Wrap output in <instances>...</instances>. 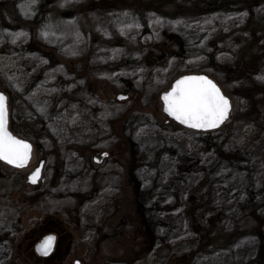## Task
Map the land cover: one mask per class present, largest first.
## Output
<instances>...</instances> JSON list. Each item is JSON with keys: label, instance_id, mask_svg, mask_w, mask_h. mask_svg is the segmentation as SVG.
<instances>
[{"label": "rangeland", "instance_id": "obj_1", "mask_svg": "<svg viewBox=\"0 0 264 264\" xmlns=\"http://www.w3.org/2000/svg\"><path fill=\"white\" fill-rule=\"evenodd\" d=\"M15 1L0 0V78L16 98L13 113L23 116L20 126H24L23 131H27L26 126L30 129V134L21 136L46 153L45 180L53 179L56 172L59 176L54 181L56 189L43 186L40 195L27 185L9 195L0 190V263L229 264L252 257L257 252L258 237L237 236L201 251L199 234L205 235L207 229L212 234L217 221L228 218L231 212L243 214L256 191L259 199L264 196V117L252 110L253 104H264L259 95L264 63L240 83L223 81L225 92H238L235 101L230 99L234 107L228 123L232 132L228 130V134H197L165 123L164 115L158 113L161 102L154 89L177 74L208 75L207 53L211 49L207 44L222 28L236 33L247 19L246 11L220 20L191 12V6L203 0H144L160 3L157 8L144 4L149 8L144 21L122 11L104 15L91 5L86 15L94 30L85 34L76 18L82 0ZM112 2L125 4L129 0ZM41 3L49 13L41 11ZM122 4L115 6L130 8ZM10 7L17 19L10 14L14 13ZM176 11L172 17L168 15L170 23L193 33L199 45H206L203 50L199 47L201 51L191 53L185 61L170 58L166 63H154L145 58L122 63L127 43L120 45L116 39L132 44L148 30L156 34L167 20L161 14ZM234 48H221L215 63L234 64ZM132 50L135 57L139 55ZM122 78L135 79L132 88L140 91L138 97L120 88ZM210 78L222 79L220 75ZM93 79L99 84L98 94L94 92L97 87H91L92 92L88 84ZM118 93L128 97L118 100ZM251 120L256 125L251 127ZM89 142H95L100 150L109 149L110 158L104 168L91 171L84 163L80 170L75 164L71 173L67 166L90 155L79 150ZM214 143L224 146V152ZM245 152L251 156H243ZM121 156L128 163L124 169ZM35 157L41 155L35 153ZM3 175L0 171V178ZM212 176L217 180L203 203L188 198L192 188L204 190L202 183ZM82 192L83 196L73 200ZM96 194L97 203H86ZM118 195L119 202L113 205L112 199ZM22 201L27 205L22 207ZM38 202L53 209L58 221L55 230L59 241L48 258L39 257L34 249L39 225L43 226L37 219L48 215L34 208ZM111 208L116 213L110 214ZM227 226L225 230H231L234 221L227 220ZM11 227L16 229L13 238ZM97 233L102 235L98 242ZM17 235L20 237L15 244H9L7 239ZM145 240L151 243L149 247Z\"/></svg>", "mask_w": 264, "mask_h": 264}, {"label": "trees", "instance_id": "obj_2", "mask_svg": "<svg viewBox=\"0 0 264 264\" xmlns=\"http://www.w3.org/2000/svg\"><path fill=\"white\" fill-rule=\"evenodd\" d=\"M13 3H16L15 0H11ZM82 0L81 4H83L82 7L77 8L76 12V18H77V24L80 27L81 31L85 34L93 32V26L90 22L89 17L86 15V12L88 9H90L94 5L96 9H98L101 13L104 15H116L120 13V11L125 13H132L133 16H140L144 18V21L147 17L149 8L145 6L144 4L151 3L156 8L160 5L159 2H144V0H129L128 3H121L117 2L114 3L112 0ZM41 3V11L49 13L46 9H44V6ZM115 4H122L126 5L125 7L127 10H120L119 6H115ZM131 4V5H130ZM85 6V7H84ZM150 6V5H149ZM17 7V6H16ZM155 7H152L153 9H156ZM193 9L191 12L193 14H197L198 17H218L220 20L223 16L237 13L244 9L246 11L245 16L247 17L245 23L243 26H241L238 31L231 32L226 31L224 28H222L217 35L214 37V39L207 44V48H210L211 51L207 53L209 62V76H216L220 75L222 79L216 78V82L221 87L222 91L230 97L232 101H235L234 95L237 92V89L225 92V83H240L248 78H250L253 74L257 73V71L260 69L262 63H264V0H203L199 3H196L194 6L192 5ZM12 11H10V14L17 19L16 11L13 7H10ZM160 10V9H159ZM162 10V9H161ZM177 13H169L165 15L162 13V17L166 18L167 20L165 22L164 28H161L156 32H152L151 30H148L145 32V34H142V36H139L136 41H134L132 44H130L128 41H125L123 39H116L117 43L122 45L123 43H127L126 47L127 55L124 59H122V63H129L136 62L138 60L145 59L151 60L154 63H166L170 58H176L177 61H185L189 55L195 51L199 52L201 49L199 47H202L199 45L198 38L193 35V33L189 32L187 29H183V26L181 28H177L176 26L172 25L171 22V15ZM171 16V17H168ZM175 16V15H174ZM173 16V17H174ZM112 17V16H110ZM230 17V16H229ZM199 18V19H202ZM20 22V21H19ZM192 39L194 41L192 42ZM206 46V45H205ZM202 47L203 48L205 47ZM227 46L235 47L233 50L235 51V63L234 64H228V65H221L215 63V56H217L218 53L223 52L219 51L221 48H226ZM43 50H46L42 48ZM132 49H136V51L139 52L138 56H134L135 52ZM263 49V50H262ZM50 50V49H47ZM224 50V51H226ZM219 51V52H218ZM239 52V53H238ZM55 53V52H54ZM56 60H58L57 53L54 54ZM261 63V64H260ZM182 74V73H181ZM181 74L175 75L170 81H166L163 84L156 85L155 91L157 93L156 98L159 96V93L165 89H167L170 86L171 81L178 77ZM135 81V79H133ZM132 79H121V86L120 87L123 91L133 93L134 97L139 96V90L136 89V87L132 88L134 84H132L134 81ZM90 85V89L93 92V89L97 87L99 84L96 83L93 79L92 83H88ZM93 89H92V88ZM142 87V86H141ZM261 87L260 89V98L264 103V83H261L259 85ZM144 88V87H143ZM96 89V90H95ZM94 89V92L98 94V87ZM257 89V88H256ZM0 91L5 93L8 97V107H9V128L14 133H17L19 135H28L30 134V129L28 126H26L27 131H23L24 126H20V124L23 121V116L19 114L13 113V104L16 101V98H14V94L10 91V88L5 84V82L0 78ZM249 91V90H248ZM128 97V96H127ZM158 102V99H156ZM233 107L234 103L232 104V113L229 117V119L233 116ZM155 109V107H154ZM156 110V109H155ZM255 113H257L256 116L264 117V104L263 106H260L259 104H253V109ZM251 110V112H252ZM159 109L158 113L160 116H162V112ZM247 112V111H246ZM249 113V112H248ZM129 114V113H128ZM127 114V115H128ZM245 114V113H244ZM245 117L247 115L245 114ZM118 119V118H116ZM163 119L165 120V123H173L176 126L180 127L176 123L167 120L165 116H163ZM229 119L223 124V126L214 132H218L219 134H228L232 132L231 126H229ZM30 121V120H29ZM28 121V122H29ZM117 120H115L116 122ZM250 121L252 126L256 125L255 122ZM27 122V123H28ZM114 122V123H115ZM122 123V121H121ZM20 126V127H19ZM19 127V128H18ZM182 128V127H180ZM185 130V129H184ZM230 130V132L228 131ZM194 132V131H193ZM209 132V133H214ZM199 134V132H196ZM121 140H124L122 137ZM126 142V141H125ZM228 142V140H227ZM129 144V142H128ZM127 144V145H128ZM215 146H218L217 148L221 150V152H224L223 149L224 146H219L216 143H214ZM211 146V145H210ZM119 147V146H118ZM212 147V146H211ZM36 150L38 151L40 155H45L46 153L42 150V147L36 146ZM118 153L121 155L120 151ZM232 154V153H231ZM243 156H251L250 153H243ZM120 161L122 162V165L126 167V160H124L123 156L120 157ZM128 166V165H127ZM0 171L2 174L4 173V177L0 178V185L2 184L3 187L0 188L1 193H11L14 190H18V188L24 185L23 180H21L17 176V172H15L13 169L8 168L5 164L0 162ZM217 180V177L212 176V179L208 180L206 183H202L201 187L204 190L198 191L196 188H192L190 192L188 193V198L190 199H200V201H204V199L210 195V189L213 182ZM202 191H204L202 193ZM259 191H256L253 193L250 197V203L246 206L247 210L241 215H238V213H230L228 215V218H223L219 221H217V224L215 226V229L213 230V233L210 234L209 230L207 229L205 232V235L200 233L199 235H202L201 243L199 242L201 251H205L208 249H214L216 248L213 244H218V242H221L222 244H226L230 241H232L233 238L237 236H243V235H249L250 237H258L260 242H258V248L257 252L247 260H240L235 259L232 260L229 264H264V196L259 199L258 198ZM9 195V194H8ZM128 196V195H127ZM205 196V197H204ZM186 201V198H185ZM16 203H18L16 201ZM24 203V204H23ZM22 207L27 205L26 202H20L19 203ZM20 205H16L19 207ZM20 206V208H21ZM36 210L43 211L46 213L45 209H38L35 206ZM12 210V208H11ZM15 210V208H14ZM13 210V211H14ZM17 210V209H16ZM12 211V212H13ZM19 212H22V209L19 210ZM231 219L234 221V226L230 230H225V226H227V220ZM200 227H204L200 225ZM228 228V226H227ZM229 231V232H227ZM25 233V232H24ZM147 239L148 233H146ZM258 241V239H257ZM145 243L147 241L145 240ZM151 243H147L146 247L150 246ZM149 250H147L148 252Z\"/></svg>", "mask_w": 264, "mask_h": 264}, {"label": "snow or ice", "instance_id": "obj_3", "mask_svg": "<svg viewBox=\"0 0 264 264\" xmlns=\"http://www.w3.org/2000/svg\"><path fill=\"white\" fill-rule=\"evenodd\" d=\"M170 116L192 128H214L227 117L229 102L219 89L205 77H187L163 97ZM4 97L0 96V160L18 167L23 166L29 155L30 146L14 139L7 131ZM37 171L32 177L35 182ZM54 237H48L39 251L47 255Z\"/></svg>", "mask_w": 264, "mask_h": 264}, {"label": "flooded vegetation", "instance_id": "obj_4", "mask_svg": "<svg viewBox=\"0 0 264 264\" xmlns=\"http://www.w3.org/2000/svg\"><path fill=\"white\" fill-rule=\"evenodd\" d=\"M181 127V126H180ZM183 128V127H182ZM183 129H185V128H183ZM185 130H188V129H185ZM190 131H192V130H190ZM33 144V146L34 145H36V144H34V143H32ZM33 148H35V147H33ZM81 149V150H80ZM79 150L81 151V153H84V152H86L87 153V155L88 154H90L89 156H86V157H84V156H82V157H80L79 158V161H77L76 163L75 162H72L73 163V165H69V166H67V169L69 170V171H71V173H73L74 172V169H72V168H74L75 167V164L77 165V169H82V167H83V164L85 163L86 164V169H88V170H90L91 169V171H92V169L95 171V170H98V167L99 168H104V166H105V164H106V161L110 158V155L112 154L110 151H109V149H99L96 145H95V142H89V143H85V144H83L82 146H80L79 147ZM84 152H83V151ZM34 153H39L38 152V150H36V148H35V150H34ZM103 153H106V156H102L101 158H98V157H100V155L101 154H103ZM119 159V158H118ZM39 160H42V179L43 180H39L38 181V183L35 185V186H31V185H29V184H27V182H26V177H27V175L35 168V166L38 164V162H39ZM120 163L122 164V162L120 161ZM45 164H46V156L45 155H41V157H39V158H37V157H35V162H33L32 164H30L29 166H27V167H24V168H19V169H16V168H13V167H10V166H8V165H6L8 168H11V169H13L15 172H17L16 174H17V176L21 179V180H23V182H24V186H28V187H30L33 191H35V189L37 190V194L38 195H40L41 193V189L43 188V186H45V187H47V188H51V189H53V190H55L56 189V186H55V183H56V179H57V177L59 176V173L57 174V172H56V174H55V177L53 178V179H48V180H45V178H44V176H43V171H44V168H45ZM85 166V165H84ZM123 166V165H122ZM62 167H63V165H62ZM30 168V169H29ZM60 169H62V168H60ZM65 169H66V167H65ZM123 169H124V166H123ZM27 170V171H26ZM89 173V172H88ZM75 180H77V179H75ZM54 181H55V183H54ZM39 191V192H38ZM121 192H122V190H121V188H119V190H118V193H119V195L121 194ZM35 193V192H34ZM40 193V194H39ZM83 196L84 194H83V192L81 193V194H77L76 195V197H74L73 198V200L75 199V201H77L78 200V197H80V196ZM119 195L117 196V197H115V198H113L112 199V204L114 205L115 203H118L119 202ZM69 200H72V199H69ZM86 201V203H88V204H93V203H97L98 201H99V196H98V194H96V196L93 198V196L92 197H90V198H88V199H86L85 200ZM22 202H24V201H22ZM39 203V202H38ZM38 203H36L35 205H34V208H35V206L38 208V209H45L46 210V213H48V215H46L45 214V216L46 217H44V218H42V219H37V222L39 223V224H43V226L42 225H39V231H40V234L37 236V239H36V241H35V243H38L44 236H46V235H51V234H53V235H55V244H54V250L51 252V254H49V255H47V256H41L42 258H48L50 255H52L53 253H54V251H55V248H56V245H57V240L59 241V235H58V232L55 230V228H56V226H58V221H56V219H55V213H54V210L53 209H51V208H49V207H47V206H45L43 203L42 204H38ZM36 209V208H35ZM112 209V208H111ZM111 211H113V209L111 210ZM116 213V211H113V212H109L110 214H113V213ZM108 217H110L109 216V214H108V216H107V218ZM41 218V217H40ZM111 219V218H110ZM41 222V223H40ZM16 224H17V222H16ZM45 226V227H44ZM15 231H16V229L15 230H13L12 229V227H11V230H10V234L12 235V238H13V236H14V233H15ZM119 235H121V234H119ZM97 242L100 240V237L102 236L100 233H97ZM100 236V237H99ZM115 236V235H114ZM114 236H112V241H114L115 240V237ZM19 237H20V235H17L13 240H11V239H7V241L9 242V244H15L14 242H16L18 239H19ZM117 237H118V235H117ZM128 236H126V238H127ZM148 237L150 238V235H148ZM5 238V237H4ZM149 238H148V240H149ZM87 239H88V237H87ZM35 246V245H34ZM69 249V248H68ZM12 252L10 251V255H9V257L11 256L12 257ZM8 257V258H9ZM10 257V258H11ZM40 257V256H39ZM0 264H2V263H0ZM74 264H78V260H75L74 261Z\"/></svg>", "mask_w": 264, "mask_h": 264}, {"label": "water", "instance_id": "obj_5", "mask_svg": "<svg viewBox=\"0 0 264 264\" xmlns=\"http://www.w3.org/2000/svg\"><path fill=\"white\" fill-rule=\"evenodd\" d=\"M187 77H205L207 80H210L220 91L221 95L226 98L229 102V111L227 113V117L226 119H224L217 127H214V128H192V127H189L187 126L186 124H183L181 123L180 121H178L177 119H175L173 116H170L168 114V112L165 110L166 108V105H165V102H164V99L163 97L165 95H167L169 92L172 91V89L175 87L176 83L182 79H185ZM0 96H3L4 97V103H5V110H6V127H7V131L8 133L16 140H19L23 143H26L30 146V151H29V155H28V159L26 161V163L21 166V167H18L14 164H9L8 162H6L5 160H0L2 163L10 166V167H13V168H16V169H19V168H24V167H27L29 166L35 159L34 157V152H33V146H32V143L13 133L10 129H9V112H8V107H7V96L0 91ZM127 97L126 94H118L117 95V99L120 100V99H125ZM159 99H160V102H161V111H162V114L170 121L180 125L181 127L185 128V129H189V130H193V131H197V132H212V131H216V130H219L223 124L229 119L230 117V114H231V111H232V105H231V100L230 98L221 90V88L219 87V85L213 80L211 79L208 75L204 74V73H185V74H182L178 77H176L170 84L169 88H167L166 90L162 91L160 94H159ZM102 156H106V153H103L100 155V157L98 158H101ZM39 172V175L36 177V180L35 182L32 181V177L34 175V173L36 172ZM39 180H43L42 179V160H39L38 164L35 166V168L27 175L26 177V182L27 184L31 185V186H35ZM48 237H54V242L52 244V248L51 250L48 252L47 255H49L52 251H53V248H54V244H55V235L51 234V235H46L44 236L38 243L35 244L34 246V249H35V252L37 253V255L39 256H47V255H44L42 254L40 251H39V248H40V245L43 244V242L48 238Z\"/></svg>", "mask_w": 264, "mask_h": 264}]
</instances>
